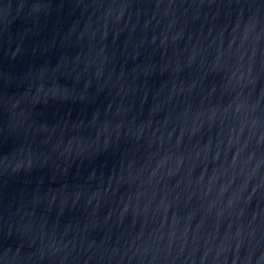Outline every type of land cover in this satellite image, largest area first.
Masks as SVG:
<instances>
[{
  "label": "water",
  "instance_id": "95a60500",
  "mask_svg": "<svg viewBox=\"0 0 264 264\" xmlns=\"http://www.w3.org/2000/svg\"><path fill=\"white\" fill-rule=\"evenodd\" d=\"M0 264H264V0H0Z\"/></svg>",
  "mask_w": 264,
  "mask_h": 264
}]
</instances>
